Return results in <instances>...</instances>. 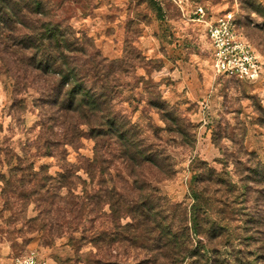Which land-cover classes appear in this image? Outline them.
I'll list each match as a JSON object with an SVG mask.
<instances>
[{
	"label": "trees",
	"instance_id": "1",
	"mask_svg": "<svg viewBox=\"0 0 264 264\" xmlns=\"http://www.w3.org/2000/svg\"><path fill=\"white\" fill-rule=\"evenodd\" d=\"M92 6L91 0H0L1 67L17 90L24 81L38 84V147L61 160L53 175L46 165L36 169L26 150L0 148L6 206L35 204L38 214L27 223L47 231L45 244L67 232L78 252L91 245L87 264H264V161L247 151L234 154L233 172L228 164L217 170L202 161L192 175L191 202H173L160 187L174 166L158 129L149 133L122 108L124 83L135 77L127 50L119 59L103 56L71 23L75 11L87 15ZM147 104L168 123L160 96ZM84 138L94 142L93 157L80 153ZM106 251L148 255L112 262L100 257Z\"/></svg>",
	"mask_w": 264,
	"mask_h": 264
},
{
	"label": "rangeland",
	"instance_id": "2",
	"mask_svg": "<svg viewBox=\"0 0 264 264\" xmlns=\"http://www.w3.org/2000/svg\"><path fill=\"white\" fill-rule=\"evenodd\" d=\"M91 1L88 14L75 11L71 23L92 37L103 56L119 59L127 50L128 69L135 77L124 83L122 108L149 133L158 129V143L167 149L174 166V174L160 187L173 202H191L192 175L202 161L217 170L228 164L226 170L230 172L234 171L230 163L234 154L243 156L247 151L264 161V0ZM197 5L205 8L209 20L233 11L239 31L252 43L263 64L258 81H239L216 73L207 25L191 17ZM1 66L0 62V148L18 154L26 150L36 169L46 165L55 175L61 160L44 155L38 147V84L24 81L17 90L13 77ZM154 96L164 101L168 125L147 104V99ZM165 128L180 131L181 136ZM93 148L94 142L84 138L80 153L93 157ZM68 150L69 159L76 161L77 151L72 147ZM3 155L0 167L5 168ZM1 186L0 264H13L16 257L32 250L47 264H87L83 259L91 245L78 252L67 232L53 244H45L47 231H38L34 224L27 223L38 214L36 205L6 206ZM124 253L106 251L100 257L110 256L113 262L115 258L138 255ZM146 255L139 254L136 260H145Z\"/></svg>",
	"mask_w": 264,
	"mask_h": 264
},
{
	"label": "built area",
	"instance_id": "3",
	"mask_svg": "<svg viewBox=\"0 0 264 264\" xmlns=\"http://www.w3.org/2000/svg\"><path fill=\"white\" fill-rule=\"evenodd\" d=\"M202 5L195 6L192 20L207 25L209 39L214 51L216 73L246 82L258 81L263 72V64L252 43L239 31L233 11H226L209 20ZM13 264H47L32 250L18 256Z\"/></svg>",
	"mask_w": 264,
	"mask_h": 264
}]
</instances>
